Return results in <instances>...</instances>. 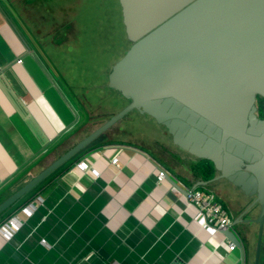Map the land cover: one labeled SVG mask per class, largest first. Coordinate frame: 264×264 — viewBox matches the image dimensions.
<instances>
[{
    "label": "crops",
    "instance_id": "0c3cea01",
    "mask_svg": "<svg viewBox=\"0 0 264 264\" xmlns=\"http://www.w3.org/2000/svg\"><path fill=\"white\" fill-rule=\"evenodd\" d=\"M16 21L0 0V205L125 107L107 81L74 93ZM126 127L124 117L3 213L0 229L18 222L0 233V264H254L258 227L246 220L259 209L245 213L253 198L225 179L198 186L218 174L205 178L203 161L170 135L188 157L170 158L174 148L158 138L125 140ZM157 166L169 173L161 182ZM194 187L214 195L231 225L245 220L230 229L240 247L229 251L228 234L201 229L185 201Z\"/></svg>",
    "mask_w": 264,
    "mask_h": 264
},
{
    "label": "water",
    "instance_id": "95a60500",
    "mask_svg": "<svg viewBox=\"0 0 264 264\" xmlns=\"http://www.w3.org/2000/svg\"><path fill=\"white\" fill-rule=\"evenodd\" d=\"M118 4L131 45L111 67L107 87L128 104L4 201L0 217L137 111L164 127L176 147L212 165L218 175L198 186L225 179L253 198L245 213L259 209L255 219L246 220L258 226L254 264H259L264 248V119L255 114V100H264V0ZM240 222L245 220L224 231L239 247L230 229Z\"/></svg>",
    "mask_w": 264,
    "mask_h": 264
},
{
    "label": "rangeland",
    "instance_id": "374dc122",
    "mask_svg": "<svg viewBox=\"0 0 264 264\" xmlns=\"http://www.w3.org/2000/svg\"><path fill=\"white\" fill-rule=\"evenodd\" d=\"M2 1L17 17L18 27L22 25L28 32L33 46L50 59L80 96L104 84L111 67L129 48L118 0ZM20 31L24 34L22 28ZM107 91L111 93L109 96L123 101L117 92L108 88ZM125 126V140L135 143L138 139L158 138L162 140L160 143L169 142L170 148H174L165 152L170 158L188 157L171 143L165 128L146 115L132 111L125 117ZM135 131L138 133L132 139ZM215 193L221 194L217 190Z\"/></svg>",
    "mask_w": 264,
    "mask_h": 264
},
{
    "label": "built area",
    "instance_id": "2783aa9c",
    "mask_svg": "<svg viewBox=\"0 0 264 264\" xmlns=\"http://www.w3.org/2000/svg\"><path fill=\"white\" fill-rule=\"evenodd\" d=\"M110 163L117 168L120 166L116 156L111 158ZM77 166L81 167L84 172L91 173L93 177H98V172L88 169L89 167L86 164L79 163ZM157 169V180L158 182H161L168 176L169 173L161 166H157ZM184 190L186 204L187 206L195 209V220L201 229L213 234L223 232L229 228L230 221L227 211L216 201L214 195L197 189L185 188ZM23 210H27V208L25 207ZM17 222L18 220L16 217L9 219L7 223L0 229V233L3 231L4 227H16ZM41 242L44 243L45 241L42 240ZM235 248L236 245L234 243H230L228 245L229 251H233Z\"/></svg>",
    "mask_w": 264,
    "mask_h": 264
},
{
    "label": "flooded vegetation",
    "instance_id": "af4514ba",
    "mask_svg": "<svg viewBox=\"0 0 264 264\" xmlns=\"http://www.w3.org/2000/svg\"><path fill=\"white\" fill-rule=\"evenodd\" d=\"M130 45H131V43H129V47H130ZM255 106H256V113H255L256 116L259 119H264V100L261 99L260 97H256Z\"/></svg>",
    "mask_w": 264,
    "mask_h": 264
},
{
    "label": "trees",
    "instance_id": "16d2710c",
    "mask_svg": "<svg viewBox=\"0 0 264 264\" xmlns=\"http://www.w3.org/2000/svg\"><path fill=\"white\" fill-rule=\"evenodd\" d=\"M203 163H204V167H203V173L205 175V178H211L213 172H214V169L212 167V165L204 160H202ZM208 163V166L206 165Z\"/></svg>",
    "mask_w": 264,
    "mask_h": 264
}]
</instances>
